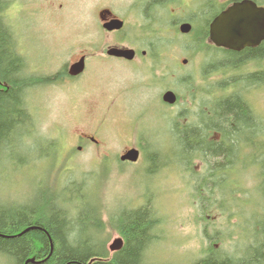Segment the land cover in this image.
<instances>
[{"label":"rangeland","instance_id":"374dc122","mask_svg":"<svg viewBox=\"0 0 264 264\" xmlns=\"http://www.w3.org/2000/svg\"><path fill=\"white\" fill-rule=\"evenodd\" d=\"M160 1L0 0V18L23 61L21 74L30 78L23 101L33 126L31 137L19 136L25 148L17 144L12 159L0 155V203L35 207L52 193L60 195L61 202L69 195L64 193L69 183L82 185L85 198L79 204L96 203L108 245L119 236L110 221L149 201L158 220L151 234L158 240L142 254V264H191L210 242L229 254L251 242L249 232L247 240L236 232L229 237L230 215L219 207L220 199L205 208L200 195L196 198L194 179L205 166L193 159L191 172L187 170L173 134L176 125L197 122L234 88L227 84L231 73L218 71L222 53L214 48L204 52L192 44L194 28L203 23L201 0ZM103 8L124 20L122 31L101 27L98 11ZM182 21L192 24L189 33L179 32ZM158 28L164 45L151 54L147 42L153 37L146 31ZM118 44L135 48L138 56L128 61L91 55L84 73L56 79L81 54L103 53L107 45ZM211 62L214 66L207 68ZM232 73L246 72L242 68ZM167 89L176 96L172 104L161 99ZM237 91L264 120V86ZM132 146L140 149L139 160L121 163L118 156ZM151 154H156V167L148 170ZM253 167L251 158L240 154L225 181L240 197L248 190L243 199L248 209L263 204ZM0 264H6L1 256Z\"/></svg>","mask_w":264,"mask_h":264},{"label":"trees","instance_id":"16d2710c","mask_svg":"<svg viewBox=\"0 0 264 264\" xmlns=\"http://www.w3.org/2000/svg\"><path fill=\"white\" fill-rule=\"evenodd\" d=\"M152 1L154 4L160 2ZM216 9L212 0H201L197 9L202 14L203 23L194 28L195 41L192 44L204 52L214 48L207 39L208 21ZM147 23L151 25V21ZM149 30L144 31L153 39L147 44L149 52L155 54L156 46L164 45V39L159 28ZM13 42L9 29L0 18V155L9 159L17 150L16 145L20 144L19 136L31 137L33 134L31 117L23 101V89L29 85L30 78L21 74L23 61L15 54ZM214 49L223 55L219 63L222 70L218 71L232 75L227 84L234 88L233 92L214 102L209 112L197 122L188 119L189 122L176 125L173 134L186 157V169H191L189 165L193 159H201L205 166L204 172L194 179L196 198L199 199L200 195L205 208L209 201L215 205L220 199L219 207L230 215L227 224L229 237L239 233L241 240H247L249 232L251 242L239 246L240 250L238 247L237 253L231 254L216 249L217 244L210 242L202 256L191 264H264V120L258 118L237 91L264 86V42L241 51ZM154 63L158 61L155 59ZM254 64L256 68L252 70ZM213 66L211 62L207 68ZM242 68L245 74L233 76L232 72ZM64 74L59 72L56 78ZM220 83V86L225 84ZM214 133L218 136L215 137ZM240 154L251 158L258 182L255 188L262 194L263 204L254 203L250 209L243 200L248 197V190L244 193L246 196L240 197L239 190L225 185L228 172L236 166ZM155 159L156 154L149 156L148 170L156 167ZM201 191L205 194L202 195ZM64 193L69 195H65L61 202L57 199L60 195L52 193L50 199L44 196L35 207L10 204L4 207L0 203L3 207L0 208V256L6 264H142V254L158 240L157 234H151L158 220L149 201L122 211L110 221L111 230L123 238V246L110 252L96 203L79 204L85 198L83 186L69 183Z\"/></svg>","mask_w":264,"mask_h":264},{"label":"water","instance_id":"95a60500","mask_svg":"<svg viewBox=\"0 0 264 264\" xmlns=\"http://www.w3.org/2000/svg\"><path fill=\"white\" fill-rule=\"evenodd\" d=\"M107 14L105 10L101 15ZM123 21L112 18L103 24L108 30L120 29ZM191 25L188 22H182L179 30L183 33L189 32ZM209 40L216 46H222L231 50H241L244 47H254L264 40V7L257 6L252 0H242L233 3L225 10L216 15L209 23ZM106 52L110 55L132 59L135 51L131 48L109 46ZM84 56L68 68L69 74L75 75L82 71L84 66ZM182 62H186L183 59ZM162 100L173 103L176 96L171 90L162 94ZM139 151L132 147L127 149L119 156V159L136 161ZM123 240L121 237H115L108 245L110 251L118 250L122 247Z\"/></svg>","mask_w":264,"mask_h":264},{"label":"flooded vegetation","instance_id":"af4514ba","mask_svg":"<svg viewBox=\"0 0 264 264\" xmlns=\"http://www.w3.org/2000/svg\"><path fill=\"white\" fill-rule=\"evenodd\" d=\"M136 2L135 3H137V0H135ZM212 1H215V4H216V12H217V10H218V12H220V11H222L223 9H225L227 6H229V5H231L232 3H236V2H240V1H242V0H212ZM252 1H254L255 3H257V4H263L264 5V0H252ZM161 2V1H160ZM164 2V1H163ZM162 2V3H163ZM217 12V13H218ZM216 15V14H215ZM112 17H114L113 15H107L106 17H104V18H102V20H101V23L100 24H102V23H105V22H107L109 19H111ZM111 32H115V31H111ZM120 46H122V45H120ZM257 47V46H256ZM219 48H221V49H224V48H222V47H219ZM248 48H254V47H248ZM228 50V49H227ZM241 51V50H240ZM93 53V54H92ZM91 54H85V61H84V69H83V71L80 73V74H77V75H75V76H73L72 78H76V77H78L79 75H81L82 73H84L85 71H86V66H87V59H88V57H91V55H106V56H110V55H107V54H103V53H94V52H92ZM144 54V52H142L141 53V55H143ZM138 55V53L136 52V55H135V57ZM110 57H114V56H110ZM134 57V58H135ZM92 58V57H91ZM118 58H120V57H118ZM134 58H133V60H134Z\"/></svg>","mask_w":264,"mask_h":264}]
</instances>
